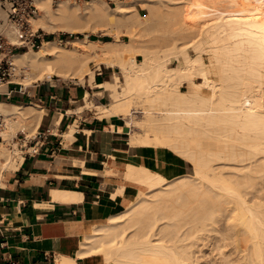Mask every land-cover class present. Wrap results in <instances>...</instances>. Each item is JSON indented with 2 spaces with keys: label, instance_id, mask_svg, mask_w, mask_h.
I'll list each match as a JSON object with an SVG mask.
<instances>
[{
  "label": "bare ground",
  "instance_id": "1",
  "mask_svg": "<svg viewBox=\"0 0 264 264\" xmlns=\"http://www.w3.org/2000/svg\"><path fill=\"white\" fill-rule=\"evenodd\" d=\"M201 1L117 0L115 6L105 0L57 6L38 1L42 12L32 23L35 31L86 37L67 39L66 45L44 40L39 50L14 54L23 85L57 76L99 86V95L109 92L110 103L96 105L88 93L81 111L123 117L132 129L126 134L132 146L166 148L195 171L167 179L129 164L125 177L147 191L96 226L80 256L102 255L105 264H264V0H220L226 6ZM139 4L150 13L142 14ZM141 26L147 30L136 29ZM112 33L116 38L107 41L88 37ZM151 42L158 43L157 50ZM139 50L142 60L125 59ZM101 56L114 75L97 85L103 67L93 70L89 64ZM0 112L8 122L0 142L1 184L5 171H16L27 152L39 150L19 146L16 133L37 132L47 111L30 101L0 102ZM62 118L57 113L50 124L55 135ZM69 128L65 138L71 141L78 128ZM110 129L123 133L122 127ZM124 190L118 187L113 198ZM52 193L67 202L81 196Z\"/></svg>",
  "mask_w": 264,
  "mask_h": 264
},
{
  "label": "crops",
  "instance_id": "2",
  "mask_svg": "<svg viewBox=\"0 0 264 264\" xmlns=\"http://www.w3.org/2000/svg\"><path fill=\"white\" fill-rule=\"evenodd\" d=\"M107 73L98 72L95 83L105 82ZM33 88L30 97L17 93L0 100L9 105L34 100L48 111L39 141H30L31 147L39 150L27 152L25 162L1 179L0 264H105L102 255L80 256L82 244L96 226L106 224L139 192L147 191L125 177L127 166H144L173 179L187 173V164L166 148L131 146L121 116L100 118L96 110L81 111L83 104L79 103L88 93L95 97L96 105H105L109 92L99 95V86L46 81ZM57 113L63 118L60 134L55 135L50 124ZM75 124L78 129L73 140H67L65 134ZM111 126L122 127L123 133ZM118 187H125L123 195L113 198ZM55 190L81 196L77 201L55 200Z\"/></svg>",
  "mask_w": 264,
  "mask_h": 264
},
{
  "label": "built area",
  "instance_id": "3",
  "mask_svg": "<svg viewBox=\"0 0 264 264\" xmlns=\"http://www.w3.org/2000/svg\"><path fill=\"white\" fill-rule=\"evenodd\" d=\"M38 1L0 0V100L11 99L17 93L30 97L29 87L17 81L21 74L16 72L13 55L39 50L47 37L43 30L33 29V21L42 12ZM62 1L81 4L90 0H52V4L58 5ZM5 128V118L0 112V142H3L1 135ZM25 140V135L19 138V141Z\"/></svg>",
  "mask_w": 264,
  "mask_h": 264
},
{
  "label": "rangeland",
  "instance_id": "4",
  "mask_svg": "<svg viewBox=\"0 0 264 264\" xmlns=\"http://www.w3.org/2000/svg\"><path fill=\"white\" fill-rule=\"evenodd\" d=\"M106 1V3L108 4V6H115V4H116V2L115 1H117V0H105ZM203 1V0H202ZM201 1V2H202ZM220 0H212V2L211 1H209V0H204V2H208L207 3V6H209V5H212V6H217L218 4H220V5H224V6H226L227 5V3L224 1V2H219ZM204 2H202V3H204ZM86 2H83V3H81L82 5H84ZM141 4H139V7H140V9H141V13L142 14H146V15H148L149 13H150V10H149V8H143V7H141L140 6ZM206 5V4H205ZM54 6H57V5H54ZM143 9V10H142ZM210 9H212V8H209V10L208 11H214V10H210ZM136 29H141V30H143V31H145V30H147V29H145V27H143V26H141V27H137ZM47 34V33H46ZM119 35V38L120 39H122L123 41H129L130 40V37L128 36V34H126V33H120V34H118ZM75 37H81V38H85L86 36L85 35H82V34H64V33H57V34H47V37H46V39L45 40H48V38H50L51 40H55V39H60V40H62L63 41V43H64V45H66L67 44V39H72V38H75ZM89 38H91V39H97V40H103V41H107V40H112V39H115L116 38V36L114 35V33H112V34H110V35H108V36H104V37H102V36H100V35H96V34H89V36H88ZM170 39H171V37H170ZM151 43H153V42H151ZM150 43V44H151ZM158 43L157 42H154L153 44H151L152 45V49L153 50H157V45ZM72 45H69V47H71ZM132 56H134V57H136L137 59H139V60H142L143 59V54H142V51H136V52H133V53H129V54H127L126 56H125V59L126 60H129L130 59V57H132ZM102 59H103V61H102ZM106 58L105 57H103V56H101V57H99V59H97L96 58V60H93L92 62H90V64H89V67H90V69H93V70H96L99 66H102V64L101 63H107V61L105 60ZM102 61V62H101ZM101 62V63H100ZM100 64V65H99ZM175 64V62L173 61L172 62V65H174ZM103 67V66H102ZM28 69V68H27ZM29 70V69H28ZM103 71L105 72V71H108L109 73H107V80H112V77H113V75H114V72H112L111 70H108V69H106L105 67H103ZM115 71L118 73V74H120L119 72L121 71L118 67H116L115 68ZM110 77V78H109ZM25 78V76H24V74L23 73H21V76L17 79V81H19V82H21L22 84H23V79ZM62 82V83H71V84H78L77 83V79H67V80H64V79H60L59 77H57V76H54L53 78H52V80L50 81L51 83H53V84H57V83H61V82H59V80ZM39 83H42V82H38V83H34V85H32L31 87H29V91L31 92V94H34V92H33V90H34V86L35 85H37V84H39ZM88 86V85H87ZM33 88V89H32ZM184 90H186V88L184 89ZM90 97H91V99L93 100V102H95V104H97V102H96V99H95V97H93L92 95H90ZM93 97V98H92ZM30 101H34V100H30ZM29 101V102H30ZM0 102H3V103H5V101H0ZM34 103H36L35 101H34ZM82 103L83 102H81V103H79V105H82ZM110 103V97L108 96V97H106V99H104V104H109ZM99 104H101V103H99ZM5 105H7V106H11V105H9V104H6L5 103ZM38 105H40V104H38ZM44 107V106H43ZM45 108V107H44ZM46 109V108H45ZM46 111H47V109H46ZM48 112V111H47ZM47 112H46V114H47ZM135 116H137V115H135ZM47 118V117H46ZM46 118L44 119V121L42 122V123H44L45 121H46ZM123 118V117H122ZM125 120L126 119H124V122H125ZM6 122V127H7V124H8V122L7 121H5ZM125 124H126V122H125ZM41 128V129H40ZM40 128L38 129V131L37 132H35L34 134H29V133H26V131H19V132H17L16 134V137H15V141H16V143H18L19 144V146H21L22 145V143H26L28 146H32V144H30V141H34V142H38L39 141V133L40 132H43V125L41 124V126H40ZM7 129V128H6ZM6 129H4V130H6ZM127 132L128 133H132V129L131 128H128L127 129ZM23 135H25L27 138V140H25V141H19V138L21 137L22 138V136ZM19 137V138H18ZM127 139H128V136L126 135L125 136ZM129 144H130V141H129ZM34 145V144H33ZM131 145V144H130ZM132 146V145H131ZM152 148H156L155 146H151ZM23 149L24 150H26L27 148H24L23 147ZM165 150H167V149H165ZM167 151H169L170 153H172L173 155H175L176 157H178V158H180L181 160H183L184 162H186V164H187V168H188V170H187V173H185V174H180V175H177V176H175V177H172L173 179H175V178H179L180 176H183V175H192V174H194V165H192L190 162H187V160L185 159V158H181V156H179L178 154H176V153H174V152H172V151H170V150H167ZM32 152V151H31ZM5 172H9V171H5ZM4 172V173H5Z\"/></svg>",
  "mask_w": 264,
  "mask_h": 264
},
{
  "label": "trees",
  "instance_id": "5",
  "mask_svg": "<svg viewBox=\"0 0 264 264\" xmlns=\"http://www.w3.org/2000/svg\"><path fill=\"white\" fill-rule=\"evenodd\" d=\"M48 40H50V38H48Z\"/></svg>",
  "mask_w": 264,
  "mask_h": 264
}]
</instances>
